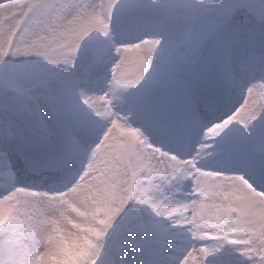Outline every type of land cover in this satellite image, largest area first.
<instances>
[{
    "label": "snow or ice",
    "instance_id": "6c2138e0",
    "mask_svg": "<svg viewBox=\"0 0 264 264\" xmlns=\"http://www.w3.org/2000/svg\"><path fill=\"white\" fill-rule=\"evenodd\" d=\"M0 264H264V0H0Z\"/></svg>",
    "mask_w": 264,
    "mask_h": 264
}]
</instances>
